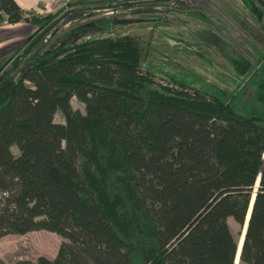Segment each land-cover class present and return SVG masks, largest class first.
Here are the masks:
<instances>
[{"label":"trees","instance_id":"trees-1","mask_svg":"<svg viewBox=\"0 0 264 264\" xmlns=\"http://www.w3.org/2000/svg\"><path fill=\"white\" fill-rule=\"evenodd\" d=\"M243 1L264 30V0ZM57 20L0 0V25L37 27L0 65V238H63L16 264H264V48L215 79L150 61L132 34L33 53ZM229 219L246 224L238 263Z\"/></svg>","mask_w":264,"mask_h":264},{"label":"rangeland","instance_id":"rangeland-1","mask_svg":"<svg viewBox=\"0 0 264 264\" xmlns=\"http://www.w3.org/2000/svg\"><path fill=\"white\" fill-rule=\"evenodd\" d=\"M73 2H68L67 9L55 10L58 20L34 38L33 53L89 36L132 34L148 46L150 61L215 79L218 70H228L231 54L251 56L255 45L264 48L262 22L243 0H82L79 11L65 13L77 5ZM104 18L111 19L109 29L97 24ZM32 29L25 24L1 25L0 65L7 54L18 48L13 46L25 42L24 34H31ZM28 65V62L20 63L10 77L19 76ZM71 104L83 111V104L75 97ZM54 120L63 122L59 113ZM11 150L18 153L15 146ZM228 222L233 230L239 231L232 219ZM62 241L61 236L45 230L4 235L0 238V264L33 262L39 256L53 258Z\"/></svg>","mask_w":264,"mask_h":264},{"label":"crops","instance_id":"crops-1","mask_svg":"<svg viewBox=\"0 0 264 264\" xmlns=\"http://www.w3.org/2000/svg\"><path fill=\"white\" fill-rule=\"evenodd\" d=\"M16 3L23 9L25 10H33L37 13H39L40 15H48V14H54L55 13V6H56V2L57 0H15ZM17 24H25L29 27H33V29L31 30V34L29 32H26V34H24L25 36V42L31 41V36L36 32L37 27L31 23H26V22H19V23H15ZM1 27V25H0ZM25 42L21 43L24 44ZM20 46V45H18ZM18 46H9L10 48H14V47H18ZM2 50V49H0ZM10 51V50H8Z\"/></svg>","mask_w":264,"mask_h":264},{"label":"water","instance_id":"water-1","mask_svg":"<svg viewBox=\"0 0 264 264\" xmlns=\"http://www.w3.org/2000/svg\"><path fill=\"white\" fill-rule=\"evenodd\" d=\"M247 220H248V217L246 218V221ZM245 227H246V224L243 227L239 228V231H240V234H239V248H238V253H237V258H236V259H238V261H239L240 249H241V245H242L243 237H244V233H245ZM240 240H241V243H240ZM238 261L236 260V263H238Z\"/></svg>","mask_w":264,"mask_h":264},{"label":"built area","instance_id":"built-area-1","mask_svg":"<svg viewBox=\"0 0 264 264\" xmlns=\"http://www.w3.org/2000/svg\"><path fill=\"white\" fill-rule=\"evenodd\" d=\"M71 1H75V0H57V2H56V6H55V10L66 8L67 5H68ZM68 2H69V3H68ZM66 9H67V8H66ZM66 9H65V10H66Z\"/></svg>","mask_w":264,"mask_h":264},{"label":"bare ground","instance_id":"bare-ground-1","mask_svg":"<svg viewBox=\"0 0 264 264\" xmlns=\"http://www.w3.org/2000/svg\"><path fill=\"white\" fill-rule=\"evenodd\" d=\"M242 240V239H241ZM241 240H240V243H241ZM238 261V259H236Z\"/></svg>","mask_w":264,"mask_h":264}]
</instances>
